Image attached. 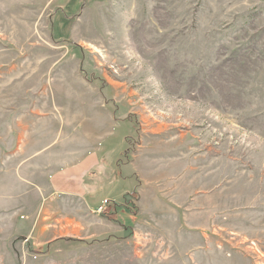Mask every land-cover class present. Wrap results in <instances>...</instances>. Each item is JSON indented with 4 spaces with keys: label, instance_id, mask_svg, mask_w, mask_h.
Returning a JSON list of instances; mask_svg holds the SVG:
<instances>
[{
    "label": "rangeland",
    "instance_id": "rangeland-1",
    "mask_svg": "<svg viewBox=\"0 0 264 264\" xmlns=\"http://www.w3.org/2000/svg\"><path fill=\"white\" fill-rule=\"evenodd\" d=\"M1 88L120 121L110 208L58 210L72 233L16 236L0 264H264V0H0Z\"/></svg>",
    "mask_w": 264,
    "mask_h": 264
},
{
    "label": "crops",
    "instance_id": "crops-1",
    "mask_svg": "<svg viewBox=\"0 0 264 264\" xmlns=\"http://www.w3.org/2000/svg\"><path fill=\"white\" fill-rule=\"evenodd\" d=\"M83 82L89 81L83 78ZM10 91L1 88L0 95L9 98ZM100 102L98 108L87 106L79 112L73 105L66 106L68 113L76 111L73 121L61 119L58 112L62 110L57 111L55 105L46 114L38 107L30 112L18 110L12 100L0 103V113H5L0 120V246L16 236L24 240L49 236L46 243L64 239L72 233L66 226L73 228L75 222L72 218L62 220L58 210L67 208L76 214L80 205L92 213L110 208L112 200L106 193L111 191V174L105 177L100 170L112 173L116 168L111 164V139L120 119L107 101ZM83 123L91 126L86 129ZM79 139H85L87 145ZM115 174L116 183L119 176L126 179ZM175 195L170 198L172 204L176 198L180 200ZM154 207L157 209V204ZM98 218H94L98 223L109 221Z\"/></svg>",
    "mask_w": 264,
    "mask_h": 264
},
{
    "label": "trees",
    "instance_id": "trees-1",
    "mask_svg": "<svg viewBox=\"0 0 264 264\" xmlns=\"http://www.w3.org/2000/svg\"><path fill=\"white\" fill-rule=\"evenodd\" d=\"M66 17H67V16H66ZM77 48L81 51V54L83 55L82 58L84 59V57H85V50H83L82 48H79V47H77ZM81 73H82L83 75H86V73H85V69H84V68L81 69ZM84 78H85L86 80H88L89 82H93V81H95L94 79L90 78L89 76H84ZM100 89H101V88H100ZM101 91H102V89H101ZM102 93H103V91H102Z\"/></svg>",
    "mask_w": 264,
    "mask_h": 264
},
{
    "label": "built area",
    "instance_id": "built-area-1",
    "mask_svg": "<svg viewBox=\"0 0 264 264\" xmlns=\"http://www.w3.org/2000/svg\"><path fill=\"white\" fill-rule=\"evenodd\" d=\"M99 212H102V209H100Z\"/></svg>",
    "mask_w": 264,
    "mask_h": 264
}]
</instances>
